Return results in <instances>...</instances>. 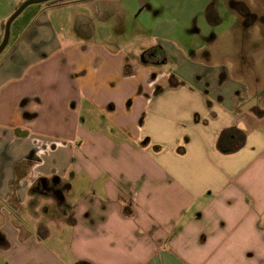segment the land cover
<instances>
[{"label": "crops", "instance_id": "1", "mask_svg": "<svg viewBox=\"0 0 264 264\" xmlns=\"http://www.w3.org/2000/svg\"><path fill=\"white\" fill-rule=\"evenodd\" d=\"M121 2L150 45L60 26L71 0L11 23L0 264H264V0Z\"/></svg>", "mask_w": 264, "mask_h": 264}, {"label": "rangeland", "instance_id": "2", "mask_svg": "<svg viewBox=\"0 0 264 264\" xmlns=\"http://www.w3.org/2000/svg\"><path fill=\"white\" fill-rule=\"evenodd\" d=\"M106 1L109 2L110 4H113V9L114 8L116 9V7L121 6L123 10H121L118 14L114 12L115 14H111V16L109 15L106 16L107 12H105V9L101 10L99 6L101 2L100 0H71V3H66V4L61 5V8H60L61 10L57 12L58 14L61 15L59 16V18L54 17V16H52L51 18L54 20V22L57 20L59 25L62 27H65L66 25H68L69 31H70L71 24H75L76 19L81 20L79 16L75 17L77 13L84 14V13H88L92 11L91 12L93 16L92 24L94 28L96 29V31L98 32L97 35L102 34L108 40L114 41L117 43H126V42L133 43V42L141 41L144 45H147V44L150 45V43L152 42V38H153L152 33H148L147 31L143 30V28L139 27L137 20H136L137 18L136 16H134L135 11H132L133 13L130 12L129 15L126 16L124 15L126 14V12H123L125 6L121 2L122 0H105V2ZM224 1L228 5L231 4V2L232 3L234 2V0H224ZM251 3L253 5H258V3H255L253 1ZM72 12L74 13V15H72ZM20 17H22V15ZM241 18H242L243 23H246V24L249 23L247 21L249 20V18H247L246 16L241 17ZM102 20L104 21L102 22ZM25 21L26 19H24L23 17L20 20L21 23L19 25L21 26V24L25 23ZM4 23L5 21L2 23V29H3ZM252 25L254 24L252 23ZM104 26L106 27L105 35L103 31H102L103 33L101 32L102 30L101 28H103ZM15 27H16V22L12 25L10 29V31L12 30V33ZM257 27H254V28H257ZM2 35H3V32H2ZM2 35H1V38H2ZM254 35L257 37V39H260L261 33L259 31H255ZM63 36L67 37L68 32L63 33ZM197 38L198 37L196 34H193L190 36L184 35V38H181V39L179 38V35H176V40L182 41V42L191 41V40L197 41ZM152 52H154V50H152L151 53Z\"/></svg>", "mask_w": 264, "mask_h": 264}, {"label": "water", "instance_id": "3", "mask_svg": "<svg viewBox=\"0 0 264 264\" xmlns=\"http://www.w3.org/2000/svg\"><path fill=\"white\" fill-rule=\"evenodd\" d=\"M47 1H50V0H24L16 7V9L8 16V18L6 19L4 23L3 36L0 42V53L3 51V49L6 47L8 43L9 36H10V26H11V23L15 20V18H17L22 13V11L29 5L36 4V3H43Z\"/></svg>", "mask_w": 264, "mask_h": 264}, {"label": "flooded vegetation", "instance_id": "4", "mask_svg": "<svg viewBox=\"0 0 264 264\" xmlns=\"http://www.w3.org/2000/svg\"><path fill=\"white\" fill-rule=\"evenodd\" d=\"M146 57L149 59V58H152L151 57V51H147V53H146Z\"/></svg>", "mask_w": 264, "mask_h": 264}, {"label": "trees", "instance_id": "5", "mask_svg": "<svg viewBox=\"0 0 264 264\" xmlns=\"http://www.w3.org/2000/svg\"><path fill=\"white\" fill-rule=\"evenodd\" d=\"M50 1H56V0H50ZM50 1H47V2H50ZM3 26H4V24H3ZM3 36V35H2ZM2 39V38H1ZM1 39H0V42H1Z\"/></svg>", "mask_w": 264, "mask_h": 264}]
</instances>
